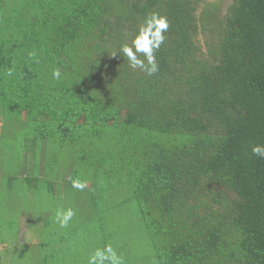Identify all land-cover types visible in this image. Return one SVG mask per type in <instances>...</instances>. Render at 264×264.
I'll return each instance as SVG.
<instances>
[{
	"label": "trees",
	"instance_id": "obj_1",
	"mask_svg": "<svg viewBox=\"0 0 264 264\" xmlns=\"http://www.w3.org/2000/svg\"><path fill=\"white\" fill-rule=\"evenodd\" d=\"M151 13L169 29L148 76L119 50ZM0 111L32 129L31 190L75 211L73 181L90 208L118 179L150 264H264V0H0Z\"/></svg>",
	"mask_w": 264,
	"mask_h": 264
},
{
	"label": "rangeland",
	"instance_id": "obj_2",
	"mask_svg": "<svg viewBox=\"0 0 264 264\" xmlns=\"http://www.w3.org/2000/svg\"><path fill=\"white\" fill-rule=\"evenodd\" d=\"M29 131L33 134L21 119L5 117L0 111V264H57V259L52 260L53 253L63 257L60 249L66 247L71 252L70 262L88 264L96 249L109 244L123 264H150L147 234L136 223V205L123 200L125 193L117 188V178L107 179L110 183L98 179L96 187L100 184L111 187V195L100 197V203L90 208L85 204L88 202L85 192L91 189L88 183L84 194L78 193L79 197L70 202L75 203V215L68 227H59L55 211L68 209V201L51 198L43 186L44 178L39 182L42 188L39 193L31 190L20 171L18 155L25 152L21 139L31 136ZM67 173L68 170L60 174L62 182L67 181ZM101 210L104 227L100 229Z\"/></svg>",
	"mask_w": 264,
	"mask_h": 264
},
{
	"label": "clouds",
	"instance_id": "obj_3",
	"mask_svg": "<svg viewBox=\"0 0 264 264\" xmlns=\"http://www.w3.org/2000/svg\"><path fill=\"white\" fill-rule=\"evenodd\" d=\"M168 29L169 22L165 16L151 13L145 18L131 44L123 43L119 50L127 58L131 69H139L148 76H153L159 71L155 53L164 44L166 40L165 33ZM34 55V53H30V56ZM115 55L114 53L113 56ZM52 75L55 79L61 78V73L58 69L54 70ZM252 153L264 159V145L253 146ZM72 186L78 190H83L86 184L80 181H73ZM74 215L75 212L71 208H58L55 211V222L60 228H67ZM88 264H123V261L109 244L103 249H96L89 257Z\"/></svg>",
	"mask_w": 264,
	"mask_h": 264
}]
</instances>
